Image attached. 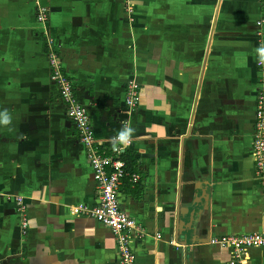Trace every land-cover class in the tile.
Listing matches in <instances>:
<instances>
[{
	"label": "crops",
	"instance_id": "0c3cea01",
	"mask_svg": "<svg viewBox=\"0 0 264 264\" xmlns=\"http://www.w3.org/2000/svg\"><path fill=\"white\" fill-rule=\"evenodd\" d=\"M41 0L63 71L103 147L131 128L121 210L137 264H227L212 236L264 231L250 152L264 0ZM259 21V24L256 22ZM260 32V36L256 32ZM139 101L123 111L124 86ZM0 264H118L110 230L75 211L97 190L49 80L32 0H0ZM14 196H21L22 232ZM248 264H264L250 247Z\"/></svg>",
	"mask_w": 264,
	"mask_h": 264
},
{
	"label": "built area",
	"instance_id": "2783aa9c",
	"mask_svg": "<svg viewBox=\"0 0 264 264\" xmlns=\"http://www.w3.org/2000/svg\"><path fill=\"white\" fill-rule=\"evenodd\" d=\"M32 1L34 18L40 26L43 39L49 80L57 90L58 99L63 105L65 116L76 130L78 141L83 147L84 157L92 171V178L97 190V197L92 206L78 204L75 211L92 217L110 230L114 239L118 264H137L131 242L144 233L134 219L121 210L117 193L118 187L124 179L130 183H135L139 179V175L136 171H128L125 168V162L121 158V153L125 147L124 143L103 147L102 142L94 138L90 115L87 109L78 102L73 82L63 71L58 48L48 32V8L41 0ZM122 4L128 20H132L130 16L133 6L132 0H123ZM259 23V21L256 22V24ZM256 34L260 36L259 31ZM258 43L260 46L263 44L260 38ZM256 54L257 86L250 152L254 177L258 183L263 203L261 214L264 217V62H261L258 51ZM138 89L139 84L134 79L127 80L125 83L123 111L128 116L137 107ZM13 202L23 232L27 225L25 204L22 202L21 196H14ZM208 243L228 249L229 260L227 264H248L245 257L246 250L250 247H264V231L212 236L208 239Z\"/></svg>",
	"mask_w": 264,
	"mask_h": 264
},
{
	"label": "clouds",
	"instance_id": "9594fccd",
	"mask_svg": "<svg viewBox=\"0 0 264 264\" xmlns=\"http://www.w3.org/2000/svg\"><path fill=\"white\" fill-rule=\"evenodd\" d=\"M258 53L261 57V62H264V44H262L258 49ZM11 123V117L10 115L5 112H0V124H3L5 126L9 125ZM131 128H126L123 131L120 132L118 140L122 143H127L129 141L130 135L132 133Z\"/></svg>",
	"mask_w": 264,
	"mask_h": 264
},
{
	"label": "trees",
	"instance_id": "16d2710c",
	"mask_svg": "<svg viewBox=\"0 0 264 264\" xmlns=\"http://www.w3.org/2000/svg\"><path fill=\"white\" fill-rule=\"evenodd\" d=\"M121 158L125 162V168L128 171H133V165H134V158H132L129 154L126 153V151H123L121 153Z\"/></svg>",
	"mask_w": 264,
	"mask_h": 264
},
{
	"label": "rangeland",
	"instance_id": "374dc122",
	"mask_svg": "<svg viewBox=\"0 0 264 264\" xmlns=\"http://www.w3.org/2000/svg\"><path fill=\"white\" fill-rule=\"evenodd\" d=\"M51 36V35H50ZM43 40V39H42ZM47 62V61H46ZM47 66H48V64H47ZM48 76H49V70H48Z\"/></svg>",
	"mask_w": 264,
	"mask_h": 264
}]
</instances>
